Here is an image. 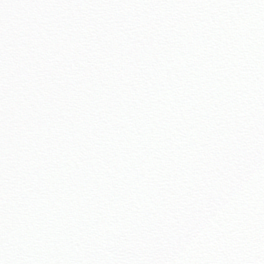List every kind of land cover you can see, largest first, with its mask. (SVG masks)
Returning <instances> with one entry per match:
<instances>
[{"label":"snow or ice","instance_id":"1","mask_svg":"<svg viewBox=\"0 0 264 264\" xmlns=\"http://www.w3.org/2000/svg\"><path fill=\"white\" fill-rule=\"evenodd\" d=\"M0 264H264V0H0Z\"/></svg>","mask_w":264,"mask_h":264}]
</instances>
